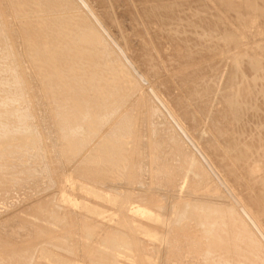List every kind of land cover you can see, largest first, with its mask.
Returning <instances> with one entry per match:
<instances>
[{
	"label": "rangeland",
	"instance_id": "obj_1",
	"mask_svg": "<svg viewBox=\"0 0 264 264\" xmlns=\"http://www.w3.org/2000/svg\"><path fill=\"white\" fill-rule=\"evenodd\" d=\"M2 1L0 264H247L249 257L243 256L244 235L239 233L238 225L232 227L234 222L228 221L231 217L228 211L238 207L237 219L242 214L247 217L252 232L254 226L257 227L255 220L264 218V208L260 207H264V71H261L264 70V0H144L146 9L141 5L143 0H91L90 6L96 5L93 7L100 18L103 13L102 21L106 16V22H103L110 31L113 30L120 45L125 44L122 48L126 56L135 67L139 66L134 69L146 78L140 75L141 82L134 79L106 43L83 49L76 46L71 53L64 40L44 43L45 38L42 43L38 35L44 37L48 29L38 27L35 34L39 40L31 42L26 36L35 27L31 18L36 15L39 19L49 18L57 13L50 9L48 16L47 9L40 8L23 13V16L22 12L17 13L12 8L9 0H4L6 5ZM153 9H163V13H155ZM59 10L61 14H69ZM74 14L82 13L76 10ZM22 18H28L30 23ZM143 18H148L149 22ZM37 21L33 20V23ZM44 48L54 52L45 55L41 51ZM97 56L101 58L98 60ZM142 56L146 59H141ZM200 71L203 73L199 74ZM191 72L194 75L189 76ZM179 74L184 78L178 77ZM187 78H194V82L189 79L192 83L198 82L190 84ZM180 79H183V85L178 81ZM186 85L192 90L189 91ZM191 86L199 92L195 94ZM149 87L155 90L151 91ZM187 91L192 98L187 96ZM98 95L107 101L102 103L103 99ZM226 98L231 107L226 104ZM228 136L234 138L228 140ZM241 147L244 152L240 151ZM247 147H251L250 150ZM223 156H227V160ZM224 166L232 167L233 171L226 168L222 171ZM259 170H263L261 174ZM226 179L229 182L224 181ZM249 186L252 189L247 188ZM231 192H235L234 195ZM136 207L141 212H133ZM238 235L242 239H237ZM237 242L240 248L231 245ZM249 243L253 256L260 260L253 262L264 264L262 247H257L253 241Z\"/></svg>",
	"mask_w": 264,
	"mask_h": 264
},
{
	"label": "bare ground",
	"instance_id": "obj_2",
	"mask_svg": "<svg viewBox=\"0 0 264 264\" xmlns=\"http://www.w3.org/2000/svg\"><path fill=\"white\" fill-rule=\"evenodd\" d=\"M4 1V0H3ZM2 1V2H3ZM7 1V0H6ZM10 1V3L13 5L12 6V8L14 7L15 8V10H16V12L17 13H20V12H22V15H23V13H26V12H31V11H33V10H40V8L41 9H44V8H46L47 9V11L48 10H50V9H54L53 11H55V12H52V13H60V15L58 14V16H56V15H54V17L52 16L53 14H51V11H50V13H49V11L47 12V13H49V14H47V13H45L44 15H50L51 17H46V18H42V19H39L40 18V16L37 18V15H36V18H33L32 16L34 15H32L31 17V19H33V20H35V21H37L36 19H39L36 23H33V20H32V23L31 24H33L35 27L34 28H32V29H30L28 32H29V34H26V36H28L29 37V39H30V41L31 42H35V41H37V40H39L38 38L40 37V38H42V43H43V40H45V38H46V40H45V42L44 43H46V42H49V40H54L55 42L56 41H61V40H64L63 42H64V45L66 46V47H69V52H71L72 53V49L73 48H76V46H80V48L81 49H83V48H89V46H100V45H102L103 43H106V44H108V46L112 49V51L115 53V54H117L118 56H119V58L121 59V61H122V64H123V66H125L128 70H129V73L134 77V79H136V80H138V82H141V80H142V78H141V76L140 75H138L139 73L137 72L138 70H135L136 68L138 69V67H135V64H133L134 62H132L131 60H130V58L128 57V55L126 56V53L124 52L125 50L123 49L124 47L123 46H125V42H123V46H121L120 45V43H119V40L114 36V34L112 33L113 32V30L112 31H110L111 29H108V27L104 24V22H106L105 21V19H107L106 18V16H105V19L102 21V15H103V13H102V15H100L101 16V18L99 17V15H98V13H97V11H96V9L93 7V6H96V5H92V6H90V1L91 0H89L88 2H87V0H9ZM136 1V0H135ZM139 1V0H138ZM142 1V0H141ZM140 1V2H141ZM153 1V0H152ZM165 1V0H164ZM192 1H194V0H192ZM209 1V0H208ZM252 1H255V0H252ZM251 1V2H252ZM1 2V3H2ZM8 2V1H7ZM6 2V3H7ZM91 2H94V0H92ZM99 2V1H98ZM143 2H144V0L142 1V3H141V5H143ZM147 2V1H146ZM149 2H151V1H149ZM149 2H147V3H149ZM156 1H154V3H155ZM162 2V1H161ZM182 2V1H181ZM225 2V1H224ZM229 1H227L226 3H228ZM235 2V1H234ZM250 2V3H251ZM4 4H5V1L3 2ZM97 3V2H96ZM102 3V2H101ZM193 3V2H192ZM226 3H224V6H225V4ZM254 3V2H253ZM252 3V4H253ZM92 4V3H91ZM94 4V3H93ZM100 4V3H99ZM99 4H97V5H99ZM136 4V3H135ZM153 4V3H152ZM157 4H159V3H157ZM162 4V3H161ZM160 4V5H161ZM176 4V3H175ZM184 4V3H183ZM182 4V5H183ZM191 4V3H190ZM197 4V3H196ZM2 5V4H1ZM6 5V4H5ZM132 5V4H131ZM136 5H138V4H136ZM146 5V4H145ZM145 5H143L144 7H145ZM187 5H189V4H187ZM206 5V4H205ZM234 5V4H233ZM7 6H9V5H7ZM140 6V5H139ZM149 6V5H148ZM157 6V5H156ZM168 6V5H167ZM172 6V5H171ZM190 6V5H189ZM227 6V8H228V5H226ZM5 7V6H4ZM95 9H93V8ZM143 7V8H144ZM159 7V6H158ZM169 7V6H168ZM176 7H177V5H176ZM176 7H174V8H176ZM192 7V6H191ZM206 7V6H205ZM209 7H210V5H209ZM241 7V6H240ZM263 7V6H262ZM0 8H1V6H0ZM3 8V7H2ZM147 8V6L145 7V9ZM198 8V7H197ZM204 8V7H203ZM202 7H201V9H203ZM208 8V7H207ZM242 8V7H241ZM6 9V8H5ZM9 9H11V8H9ZM8 9V10H9ZM59 9H61V10H63V11H66V12H68L69 14H66V15H64V13L62 12V14H61V11L59 10ZM132 9H133V7H132ZM139 9V8H138ZM141 9V8H140ZM152 9V8H151ZM155 9H157V8H155ZM169 9H171V8H169ZM186 9V8H185ZM192 9V8H191ZM195 9H196V7H195ZM240 9V8H239ZM264 8H262V10H263ZM12 10V9H11ZM10 10V11H11ZM14 10V9H13ZM14 10V11H15ZM60 11V12H58V11ZM80 11L82 14H74V11ZM106 10V9H105ZM160 10V9H159ZM164 10H166V8L164 9ZM173 10V9H172ZM241 10V9H240ZM14 11H12L13 12V14L15 13ZM57 11V12H56ZM96 11V12H95ZM98 11H101V10H98ZM139 11V10H138ZM141 11H142V9H141ZM149 11H150V9H149ZM153 11H154V9H153ZM152 11V12H153ZM158 11V10H157ZM157 11H154L155 13L157 12ZM161 11V10H160ZM160 11H158L157 13L158 14H161V13H163L162 11H163V9H162V11L160 12ZM177 11H179V9L177 10ZM176 11V12H177ZM184 11V10H183ZM193 11H196V10H193ZM205 11V10H204ZM212 11V10H211ZM211 11H210V13H211ZM232 11H233V9H232ZM246 11V10H245ZM35 12V11H34ZM45 12V11H44ZM106 12V11H105ZM151 12V11H150ZM153 12V13H154ZM165 12V11H164ZM167 12V11H166ZM175 12V11H174ZM197 12V11H196ZM200 12H201V10H200ZM207 12H209V10L207 11ZM235 12H236V10H235ZM243 12H244V10H243ZM4 13V12H3ZM36 13V12H35ZM38 13H39V11H38ZM42 13H43V11H42ZM138 13V12H137ZM143 13V12H142ZM145 13V12H144ZM149 12H147L146 13V16H148L147 14H148ZM153 13H151V17H153ZM170 13H173V12H170ZM186 13H187V11H186ZM189 13H192V12H189ZM195 13V12H194ZM202 13V12H201ZM213 13H215V11L213 12ZM234 13V12H233ZM5 14V13H4ZM40 14H41V12H40ZM101 14V13H100ZM168 14V13H167ZM176 14V13H175ZM175 14H174V16H175ZM196 14V13H195ZM194 14V15H195ZM228 13L226 12V15H227ZM262 14H264V13H262ZM19 15V14H18ZM26 15V14H25ZM39 15V14H38ZM42 15V14H41ZM46 15V16H47ZM144 15V14H143ZM156 15V14H155ZM163 15V14H162ZM164 15H165V13H164ZM169 15V14H168ZM179 15V14H178ZM177 15V16H178ZM180 15H182V14H180ZM187 15V14H186ZM194 15H193V17H194ZM206 15V14H205ZM225 15V16H226ZM240 15V14H239ZM243 15V14H242ZM11 16V15H10ZM15 16V15H14ZM16 16H17V14H16ZM21 16V15H20ZM19 16V17H20ZM24 16V15H23ZM22 16V17H23ZM76 16H79V19L78 18H76ZM104 16V15H103ZM109 16V15H108ZM141 16H142V14H141ZM171 18H172V15H169ZM168 16V17H169ZM192 16V15H191ZM197 16H198V14H197ZM236 16V15H235ZM6 17V16H5ZM30 17V16H29ZM136 17V16H135ZM138 17V16H137ZM167 17V16H166ZM166 17H164L162 20H164ZM184 17V16H183ZM187 17V16H186ZM192 17V18H193ZM215 17V16H214ZM213 17V18H214ZM217 17V16H216ZM237 17H238V15H237ZM247 17V16H246ZM261 17V16H260ZM7 18V17H6ZM9 18H11V17H9ZM25 18H26V16H25ZM157 17H155L154 19H156ZM160 18V17H159ZM170 18V19H171ZM177 19H178V17H176ZM181 18V17H180ZM203 18V17H202ZM205 18V17H204ZM208 17H206V19H207ZM212 18V17H211ZM239 18V17H238ZM241 18V17H240ZM245 18V17H244ZM0 19H1V17H0ZM17 19V18H16ZM19 19V18H18ZM148 18H143V20H147ZM150 19V18H149ZM154 19H152V20H154ZM191 19V18H190ZM189 19V20H190ZM210 19V18H209ZM208 19V20H209ZM223 19V18H222ZM237 19V18H236ZM242 19V18H241ZM240 19V20H241ZM21 20H27V21H24V22H29L28 21V18L27 19H21ZM21 20H20V22H21ZM151 20V21H152ZM156 20H158V19H156ZM155 20V21H156ZM159 20H161V18L159 19ZM188 20V19H187ZM187 20H185V21H187ZM196 20H198V19H196ZM14 21H15V18H14ZM31 21V20H30ZM150 21V22H151ZM179 21H181V20H179ZM184 21V22H185ZM191 21V20H190ZM189 21V22H190ZM193 21V20H192ZM202 21V20H201ZM221 21V20H220ZM0 22H1V20H0ZM24 22H22V23H24ZM107 22H108V20H107ZM146 22H149L148 20L146 21ZM146 22H144L145 24H146ZM157 22V21H156ZM155 22V23H156ZM168 22V21H167ZM170 22V21H169ZM175 22V21H174ZM216 22V21H215ZM219 22V21H218ZM30 23V22H29ZM28 23V24H29ZM173 23V22H172ZM182 23V22H181ZM186 23V22H185ZM191 23V22H190ZM193 23V22H192ZM204 23H206L205 21H204ZM232 23V22H231ZM238 23V22H237ZM240 23V22H239ZM18 24V23H17ZM168 24V23H167ZM177 24H179V22L177 23ZM187 24H188V21H187ZM186 24V25H187ZM222 23H220V25H221ZM245 24V23H244ZM6 25V24H5ZM10 25H11V23H10ZM25 25V24H24ZM110 26H111V24H109ZM134 25V24H133ZM160 25V24H159ZM171 25V24H170ZM169 25V26H170ZM185 25V24H184ZM185 25V26H186ZM195 25V24H194ZM207 25H208V23H207ZM219 25V26H220ZM225 25V24H224ZM3 26V25H2ZM2 26H0V28L2 27ZM12 26V25H11ZM15 26V25H14ZM21 26V25H20ZM29 26V25H28ZM136 26V25H135ZM151 26V25H150ZM173 26V25H172ZM171 26V28H174V27H172ZM192 26V25H191ZM216 26V25H215ZM246 26V25H245ZM245 26H243V27H245ZM249 26V25H248ZM7 27V26H6ZM6 27H4V28H6ZM27 27V26H26ZM30 28H31V26H29ZM33 27V26H32ZM36 27H38L39 29H41V28H47L48 29V33L44 36V37H42L41 35H38V38H37V36H36V34H35V28ZM112 27V26H111ZM148 27V26H147ZM199 27V26H198ZM209 27V26H208ZM227 27V26H226ZM8 28V27H7ZM6 28V29H7ZM28 28V27H27ZM146 28V27H145ZM153 28V27H152ZM168 28V27H167ZM170 28V29H171ZM178 28H180V26L178 27ZM186 28V27H185ZM192 28V27H191ZM190 28V29H191ZM242 28V27H241ZM250 28V27H249ZM248 28V29H249ZM194 29H195V26H194ZM198 29H200V28H198ZM202 29V28H201ZM208 29V28H207ZM214 29V28H213ZM216 29V28H215ZM214 29V30H215ZM220 29V28H219ZM225 29V28H224ZM229 29V28H228ZM237 29V28H236ZM246 29V28H245ZM245 29H244V31H245ZM5 30V29H4ZM3 30V31H4ZM27 30V29H26ZM147 30V29H146ZM179 30V29H178ZM187 30H188V27H187ZM217 30V29H216ZM233 30H235V29H233ZM239 30V29H238ZM153 31V30H152ZM175 31V30H174ZM190 31H192V30H190ZM201 31V30H200ZM199 31V32H200ZM212 31V30H211ZM219 31V30H218ZM231 31V30H230ZM229 31V32H230ZM246 31H247V29H246ZM27 32V31H26ZM27 32V33H28ZM166 32H168V31H166ZM165 32V33H166ZM181 32V31H180ZM193 32V31H192ZM208 32H209V30H208ZM224 32V31H223ZM5 33V32H4ZM152 33V32H151ZM155 33V32H154ZM157 33V32H156ZM172 33V32H171ZM177 33V32H176ZM182 33V32H181ZM202 33V32H201ZM216 33V32H215ZM225 33V32H224ZM227 33V32H226ZM233 33V32H232ZM240 33V32H239ZM246 33V32H245ZM252 33V32H251ZM175 34V33H174ZM206 33L204 32V34H203V36L205 35ZM209 34V33H208ZM214 34V33H213ZM166 35V34H165ZM178 35L180 36V34L178 33ZM210 35H211V33H210ZM220 35V34H219ZM223 35V34H222ZM221 35V36H222ZM227 35V34H226ZM246 35V34H245ZM2 36H3V34H2V31L0 32V39L2 38ZM154 36V35H153ZM156 36V35H155ZM169 36H170V33H169ZM188 36V35H187ZM191 36V35H190ZM195 36H196V34H195ZM197 36H200V35H197ZM203 36H201L200 37V40H202L201 38L203 37ZM209 36V35H208ZM207 36V37H208ZM233 36V35H232ZM248 36V35H247ZM250 36H252V35H250ZM211 37V36H210ZM214 37V36H213ZM217 37V36H216ZM219 37V36H218ZM153 38V37H152ZM176 38V37H175ZM185 38V37H184ZM190 38V37H189ZM205 38V37H204ZM221 38V37H220ZM233 38V37H232ZM236 38V37H235ZM144 39V38H143ZM156 40H158L157 38H155ZM180 39V38H179ZM182 39V38H181ZM192 39V38H191ZM194 39V38H193ZM192 39V40H193ZM206 39V38H205ZM215 39H217V38H215ZM260 40H261V38H259ZM199 40V39H198ZM207 40V39H206ZM209 40V39H208ZM213 40V39H212ZM147 41V40H146ZM179 41V40H178ZM183 43H184V41L183 40H181ZM188 41V40H187ZM228 41V40H227ZM229 41H230V39H229ZM253 41V40H252ZM143 42V41H142ZM175 42H176V40H175ZM181 42V43H182ZM209 42V41H208ZM249 42V41H248ZM257 42V41H256ZM145 43V42H144ZM185 43H187V42H185ZM188 43H190V40H189V42ZM198 43V42H197ZM211 43H213V42H211ZM210 43V44H211ZM41 44V43H40ZM40 44H39V46H40ZM178 44V43H177ZM191 44V43H190ZM202 44V43H201ZM200 44V45H201ZM205 44V43H204ZM254 44V43H253ZM258 44V43H257ZM184 45V44H183ZM195 45V44H194ZM199 45V43L196 45V46H198ZM209 45V44H208ZM144 46V45H143ZM146 46V45H145ZM144 46V47H145ZM178 46H179V44H178ZM214 46V45H213ZM253 46V45H252ZM251 46V48H253ZM123 47V48H122ZM126 47V46H125ZM158 47V46H157ZM202 47V46H201ZM258 47H259V45H258ZM261 47V46H260ZM264 47V46H263ZM131 48V47H130ZM189 48V47H188ZM192 48H194V47H192ZM255 48H257V47H254V49ZM78 49V48H77ZM77 49H74L75 50V52H76V50ZM81 49H79V51H81ZM145 49V48H144ZM186 49V48H185ZM184 49V50H185ZM190 49V48H189ZM196 49V48H195ZM246 49V48H245ZM264 49V48H263ZM202 50V49H201ZM204 50V49H203ZM210 50V49H209ZM258 50V49H257ZM260 50V49H259ZM258 50V51H259ZM39 51V50H38ZM41 51L45 54V55H51L54 51L52 50V49H46V48H44V49H41ZM131 52H132V50H130ZM143 51V50H142ZM189 51H191V50H189ZM251 51H252V49H251ZM40 52V51H39ZM39 52H38V54H39ZM41 52V53H42ZM149 52V51H148ZM147 52V53H148ZM195 52V51H194ZM247 52V51H246ZM245 52V53H246ZM42 53V54H43ZM77 53H79L78 51H77ZM145 52H143V54H144ZM260 53V52H259ZM146 54V53H145ZM237 54V53H236ZM250 54V53H249ZM253 54V53H252ZM264 54V53H263ZM75 55V54H74ZM133 55V54H132ZM197 55V54H196ZM244 55V54H243ZM42 56H44V55H41V57ZM238 56V55H237ZM143 57V56H142ZM145 57H148V55L147 56H145ZM145 57H143V58H141V59H144ZM152 57V56H151ZM150 57V58H151ZM195 57V56H194ZM198 57V56H197ZM245 57V56H244ZM101 58V56H97V59L99 60ZM250 58V57H249ZM249 58H248V60H249ZM255 58V57H254ZM146 59V58H145ZM152 59V58H151ZM192 59V58H191ZM236 59H237V57H236ZM239 59V58H238ZM246 59H247V56H246ZM251 59V58H250ZM255 60V59H254ZM143 61V60H142ZM145 61V60H144ZM148 61V60H147ZM147 61H146V63H147ZM197 61V60H196ZM199 62V61H198ZM234 62V61H233ZM237 62H239V60H237ZM243 62V61H242ZM248 62V61H247ZM131 63V64H130ZM144 63V62H143ZM145 63V64H146ZM148 63H149V61H148ZM253 63H255L256 64V61L254 62L253 61ZM137 64V63H136ZM150 64V63H149ZM190 64V63H189ZM192 64V63H191ZM238 64V63H237ZM241 64V63H240ZM252 64V63H251ZM251 64H249L250 65V67L252 66ZM254 64V65H255ZM260 64V63H259ZM258 64V65H259ZM99 65V62L96 64V66H98ZM133 65V66H132ZM138 65V64H137ZM136 65V66H137ZM156 65V64H155ZM184 65V64H183ZM182 65V66H183ZM239 65V64H238ZM261 65V64H260ZM147 67H148V65H146ZM157 66V65H156ZM155 66V67H156ZM175 66V65H174ZM211 66H212V64H211ZM242 66V65H241ZM244 66H246V65H244ZM150 67V66H149ZM177 67V66H176ZM181 67V66H180ZM186 67V66H185ZM199 67V66H198ZM202 67V66H201ZM200 67V68H201ZM204 67V66H203ZM207 67V66H206ZM234 67V66H233ZM254 67V66H253ZM256 67V66H255ZM135 68V69H134ZM182 68V67H181ZM183 68H184V66H183ZM182 68V69H183ZM192 68V67H191ZM197 68V67H196ZM235 68V67H234ZM236 68H238L237 66H236ZM249 68V67H248ZM252 68V67H251ZM177 69V68H176ZM178 69H179V67H178ZM177 69V70H178ZM206 69V68H205ZM214 68H212V70H213ZM219 69V68H218ZM257 69H259V67L257 68ZM261 69V68H260ZM149 70H152L151 68L149 69ZM154 70H155V68H154ZM159 70V69H158ZM191 70V69H190ZM189 70V71H190ZM192 70H194V69H192ZM207 70H208V68H207ZM216 70H217V67H216ZM236 70V69H235ZM243 70V69H242ZM246 70V69H245ZM251 70V69H250ZM153 71V70H152ZM151 71V72H152ZM182 71V70H181ZM197 71H199V70H197ZM210 71V70H209ZM233 71H234V69H233ZM258 71V70H257ZM261 71H262V73H263V71L264 70H262L261 69ZM155 72V71H154ZM160 72V71H159ZM180 72V71H179ZM194 72H195V70H194ZM202 71H200L199 72V74L201 73ZM208 72V71H207ZM239 72H241V71H239ZM259 72V71H258ZM149 73V72H148ZM173 73V72H172ZM192 73L193 72H191V74L189 75V76H191L192 75ZM198 73V72H197ZM203 73V72H202ZM209 73V72H208ZM235 73V72H234ZM249 73V72H248ZM247 73V74H248ZM152 74V73H151ZM177 74V73H176ZM236 74H238V71H237V73ZM241 74H242V72H241ZM155 75V74H154ZM154 75H151V77L152 76H154ZM173 75H175V74H173ZM187 74H184V76H186ZM193 75H194V73H193ZM243 75H244V73H243ZM261 75V74H260ZM176 76V75H175ZM181 76H183V74L181 75ZM180 76V74L178 75V77H181ZM195 76H196V74H195ZM195 76H194V78H195ZM203 76H204V74H203ZM218 76V75H217ZM232 76V75H231ZM238 76V75H237ZM143 77V76H142ZM193 77V76H192ZM201 77V76H200ZM200 77H198L199 79H200ZM218 77H220V76H218ZM229 77V76H228ZM235 77V76H234ZM144 78V77H143ZM181 78H184V77H181ZM186 78V77H185ZM190 79V81L192 80H195V79ZM203 78H206V77H203ZM209 78V77H208ZM211 78V77H210ZM213 78V77H212ZM211 78V79H212ZM232 78V77H231ZM243 78V77H242ZM263 78V77H262ZM144 79H146V78H144ZM188 79V78H187ZM189 79H188V81H189ZM197 79V78H196ZM235 79V78H234ZM183 79H180V80H178V81H181L182 82V85H183V81H182ZM240 80V79H239ZM242 80V79H241ZM150 81V80H149ZM173 81V83H174V80H172ZM188 81H186V83H187V85H188ZM189 81V82H190ZM201 81V80H200ZM210 81V80H209ZM214 81V80H213ZM230 81V80H229ZM235 81V80H234ZM145 82V81H144ZM147 82V81H146ZM194 82V81H193ZM197 82H198V80H197ZM197 82H195L196 84H197ZM211 82V81H210ZM238 82V81H237ZM150 83V85H152L151 83H152V81H150L149 82ZM195 83H192V82H190V84H195ZM239 83V82H238ZM146 85H148L147 83H145ZM175 84H176V82H175ZM177 84H180V83H177ZM190 84L188 85V86H190ZM145 85V88L147 87ZM149 85V86H150ZM182 85H180L182 88H185V87H183ZM184 85H185V80H184ZM186 85V86H187ZM198 85H199V83H198ZM252 85V84H251ZM186 87V88H188V90H189V87ZM194 86V85H193ZM195 86H197V85H195ZM205 86V85H204ZM214 86V85H213ZM239 86V85H238ZM262 86V85H261ZM153 87V86H152ZM192 87V86H191ZM264 87V86H263ZM141 88H142V86H141ZM148 88V87H147ZM178 88V87H177ZM193 89H194V87H192ZM196 88V87H195ZM211 88H214V87H211ZM240 88V87H239ZM149 89H151L150 87H149ZM181 89V88H180ZM210 89V88H209ZM216 89V88H215ZM254 89V88H253ZM154 90H155V88H154ZM153 89H151V91H154ZM179 90V89H178ZM185 90H187V89H185ZM184 90V91H185ZM192 90V89H191ZM191 90H189V91H191ZM195 90V89H194ZM241 90H242V88H241ZM140 91V90H139ZM145 91H147V93H149V90L147 89H145ZM189 91H187L188 92V94H187V96L189 95V94H191V93H189ZM196 92H195V94L197 93V92H199L197 89L195 90ZM205 91V90H204ZM203 91V92H204ZM211 91V90H210ZM215 91V90H214ZM213 91V92H214ZM217 91H218V88H217ZM255 91V90H254ZM259 91V90H258ZM183 92V91H182ZM193 92V91H192ZM216 92V91H215ZM252 92H253V90H252ZM116 93H118V90L116 91ZM152 93H154V92H152ZM201 93H202V91H201ZM241 93V92H240ZM256 93V92H255ZM264 93V92H263ZM150 94V93H149ZM194 95V94H193ZM206 95V94H205ZM212 96H213V94H211ZM260 95V94H259ZM226 96V95H225ZM228 96V95H227ZM257 96V95H256ZM98 97L100 98V99H103V97L102 96H99L98 95ZM153 97V96H152ZM188 97H190V96H188ZM193 97V96H192ZM192 97H190V98H192ZM203 97V96H202ZM201 97V98H202ZM216 97V95L214 96V98ZM230 97V99L229 100H231V96H229ZM229 97H227V98H229ZM234 97V96H233ZM253 97V96H252ZM154 98V97H153ZM157 98V97H156ZM198 98V97H197ZM226 98V99H227ZM255 98V97H254ZM254 98H253V100H254ZM194 99H195V97H194ZM213 99V98H212ZM234 99V98H233ZM247 99V98H246ZM249 99L250 98H248V101H247V103L249 102ZM203 100V99H202ZM228 99L226 100V104L228 103V101H229ZM237 100V99H236ZM251 100V99H250ZM107 101V99H103L102 100V103L104 102H106ZM156 101V100H155ZM197 101V100H196ZM208 101V100H207ZM233 101V100H232ZM231 101V102H232ZM235 101V100H234ZM233 101V102H234ZM257 101V100H256ZM230 102V101H229ZM109 103V102H108ZM199 103H200V101H199ZM207 103V102H206ZM213 103V102H212ZM252 103H253V101H252ZM251 103V105H253ZM259 103V102H258ZM262 103V102H261ZM110 104V103H109ZM193 104H195V103H193ZM197 104V103H196ZM204 104V103H203ZM249 104H250V102H249ZM205 105H207V104H205ZM228 106H230L231 107V103H230V105L229 104H227ZM232 105H235V104H232ZM237 106L236 107H239V105L238 104H236ZM255 105V104H254ZM253 105V106H254ZM104 106V105H103ZM102 106V107H103ZM117 106V105H116ZM164 106V105H163ZM262 106V105H261ZM263 106H264V104H263ZM101 107V108H102ZM110 107H111V105H110ZM161 107V106H160ZM199 107V106H198ZM203 107H204V105H203ZM235 107V106H234ZM255 107V106H254ZM259 107V106H258ZM106 108V107H105ZM112 108V107H111ZM118 108V107H117ZM200 108H202V107H200ZM250 108V107H249ZM232 109V108H231ZM238 109V108H237ZM258 109V108H257ZM259 109H260V107H259ZM108 110H110V109H108ZM112 110V109H111ZM198 110V109H197ZM206 110V109H205ZM205 110L203 111L204 112V115H206L205 114ZM250 110H251V108H250ZM264 110V109H263ZM248 111V110H247ZM258 111V110H257ZM256 111V112H257ZM260 111V110H259ZM262 111V110H261ZM201 112V111H200ZM235 112V111H234ZM238 112V111H237ZM236 112V113H237ZM240 112H242V111H240ZM210 113V112H209ZM251 113V112H250ZM262 113V112H261ZM212 114V113H211ZM242 114V113H241ZM118 115V114H117ZM233 115V114H232ZM240 115V114H239ZM245 115H247V114H245ZM244 115V116H245ZM249 115V114H248ZM234 117L235 116H237V115H233ZM241 116V115H240ZM243 116V117H244ZM256 116V115H255ZM264 116V115H263ZM111 118L113 117V116H110ZM203 117V116H202ZM252 117V116H251ZM237 118V117H236ZM244 119V118H243ZM246 119V118H245ZM234 120H235V118H234ZM256 120H258V119H256ZM214 121V120H213ZM250 121V120H249ZM259 121V120H258ZM202 122H203V120H202ZM221 122V121H220ZM204 123V122H203ZM248 123V122H247ZM257 123V122H256ZM112 124V123H111ZM217 124V123H216ZM261 124V123H260ZM116 125V124H115ZM214 125V124H213ZM242 125V124H241ZM248 125V124H247ZM246 125V126H247ZM259 125V124H258ZM262 125V124H261ZM237 126V125H236ZM240 126V124L238 125V127ZM243 126V125H242ZM241 126V127H242ZM260 126V125H259ZM258 126V127H259ZM264 126V125H263ZM116 127V126H115ZM208 127V126H207ZM212 127H214V126H212ZM217 127V126H216ZM224 127V126H223ZM222 127V128H223ZM261 127V126H260ZM109 128V127H108ZM209 128V127H208ZM215 128V127H214ZM243 128V127H242ZM247 128V127H246ZM250 128V127H249ZM249 128H247V129H249ZM256 128V127H255ZM206 129V128H205ZM260 129V128H259ZM106 130V129H105ZM204 130V129H203ZM217 130H218V128H217ZM238 130V129H237ZM241 130V129H240ZM239 130V131H240ZM263 130V129H262ZM108 131H112V130H108ZM200 131V130H199ZM215 131V130H214ZM256 131V130H255ZM103 132V131H102ZM203 132V131H202ZM221 132V131H220ZM231 132H232V130H231ZM234 132V131H233ZM241 132V131H240ZM244 132V131H243ZM243 132H241V133H243ZM252 132H254V131H252ZM102 134V133H101ZM232 134V133H231ZM234 134V133H233ZM236 134H237V132H236ZM240 134V133H239ZM244 134H245V132H244ZM255 134V133H254ZM259 134V133H258ZM263 134H264V132H263ZM242 135V134H241ZM209 136V135H208ZM230 136V135H229ZM228 136V140H229V138H234V136H231V137H229ZM243 136V135H242ZM254 136V135H253ZM240 137V136H239ZM199 138V137H198ZM237 138V137H236ZM248 138H250L251 139V137H248ZM258 138V137H257ZM199 140V139H198ZM241 140V139H240ZM240 140L238 141V142H240ZM254 140V139H253ZM252 140V141H253ZM264 140V139H263ZM235 141V140H234ZM233 141V142H234ZM192 142H194V141H192ZM204 142H205V140H204ZM233 142H230V143H232L233 144ZM244 142V141H243ZM261 142H262V140H261ZM260 142V143H261ZM203 143V142H202ZM202 143H200L201 145H202ZM209 143H212V142H209ZM224 143H227L226 141L224 142ZM246 143V142H245ZM219 144H220V142H219ZM235 144H237L236 142H235ZM241 144V143H240ZM258 144V143H257ZM99 145V144H98ZM195 145H196V143H195ZM210 144H208L207 146H209ZM227 145V144H226ZM229 145V144H228ZM244 146V144H241L240 146ZM250 145H251V143H250ZM190 146V145H189ZM204 146H206L205 145V143H204ZM213 146V145H212ZM217 146H218V144H217ZM238 146V148H239V145H237ZM246 146V145H245ZM264 146V145H263ZM197 147H198V145H197ZM221 147V146H220ZM224 147H226V146H224ZM233 147V146H232ZM236 147V146H235ZM258 147V146H257ZM195 148V147H194ZM202 148V147H201ZM205 148V147H204ZM209 148H212L213 149V147H209ZM216 148V147H215ZM230 148H231V144H230ZM248 148V147H247ZM250 148L251 147H249L248 149L250 150ZM259 148V147H258ZM197 149V148H196ZM208 149V148H207ZM218 149V148H217ZM220 149V148H219ZM225 149H227V147L225 148ZM236 149V148H235ZM241 149H242V147L240 148V151H241ZM248 149H246L247 151H248ZM259 149H261V147L259 148ZM198 150V149H197ZM204 150V149H203ZM230 150H232L233 151V148L232 149H230ZM243 150V149H242ZM253 150H254V148H253ZM199 151V150H198ZM209 151H211V150H209ZM215 152H216V150H214ZM223 151V150H222ZM225 151H227V150H225ZM236 151V150H235ZM237 151H238V149H237ZM240 151H238L239 152V154L241 153ZM258 151H260V150H258ZM257 151V152H258ZM205 152H206V150H205ZM212 152V151H211ZM243 152H244V150H243ZM251 152V151H250ZM261 152V151H260ZM262 152H264V150L262 151ZM213 153V152H212ZM225 153V152H224ZM224 153H222L223 155H224ZM232 153V152H231ZM237 153V152H236ZM235 153V154H236ZM217 154H218V152H217ZM216 154V155H217ZM226 154V153H225ZM238 154V155H239ZM248 154V153H247ZM252 154H254V153H252ZM256 154V153H255ZM212 155V154H211ZM213 155H215V153L213 154ZM219 155H220V152H219ZM229 155V154H228ZM261 155H263V154H261ZM236 156H237V154H236ZM241 156V155H240ZM251 156V155H250ZM205 158H207V156H204ZM215 157V156H214ZM218 157V156H217ZM224 157H226V160H227V156H223L222 158H224ZM234 157V156H233ZM246 157V156H245ZM252 157H254V156H252ZM263 157H264V155H263ZM222 158H220V159H222ZM247 158H250L249 156L247 157ZM247 158L245 159V160H247ZM209 159H210V162H212L211 161V158L209 157ZM209 159H207L206 161H209ZM218 159V158H217ZM229 159V158H228ZM242 159H244V157L242 158ZM262 159V158H261ZM202 160V159H201ZM232 160V159H231ZM235 159H233L232 161H234ZM236 160H237V158H236ZM238 160H239V158H238ZM237 160V161H238ZM259 160V159H258ZM257 160V161H258ZM264 160V159H263ZM262 160V161H263ZM222 161V160H221ZM202 162H203V160H202ZM223 162H224V159H223ZM239 162V161H238ZM245 162V161H244ZM252 162H253V160H252ZM204 163V162H203ZM230 163V162H229ZM234 163V162H233ZM247 163V162H246ZM260 163H261V161H260ZM213 164V163H212ZM212 164H210V165H212ZM216 165H217V163H215ZM219 164V163H218ZM237 164V163H236ZM241 164H243V163H241ZM263 164V163H262ZM204 165V167H205V164H203ZM221 165H223V164H221ZM226 165H227V163H226ZM225 165V166H226ZM255 165H257V164H255ZM254 165V166H255ZM214 166V165H213ZM212 166V167H213ZM223 167V169H222V171L223 170H228V169H230L231 171H233L232 170V167L230 168V166L227 168V167ZM247 166V165H246ZM264 166V165H263ZM211 167V168H212ZM217 167V166H216ZM219 167V166H218ZM237 167V166H236ZM206 168V167H205ZM209 168V167H208ZM207 168V169H208ZM220 168H222V167H220ZM226 168V169H225ZM239 168V167H238ZM243 168V167H242ZM245 168V167H244ZM247 169V168H246ZM213 170V169H212ZM214 170H215V168H214ZM217 171H220V169H216ZM236 171V170H235ZM238 171V170H237ZM249 171V170H248ZM263 171V170H262ZM262 171H260L259 170V173L261 174L262 173ZM243 172V171H242ZM242 172H241V174H242ZM247 172V171H246ZM213 173V172H212ZM220 173H221V171H220ZM227 173V172H226ZM233 173V172H232ZM238 173V172H237ZM244 173V172H243ZM249 173V172H248ZM247 173V174H248ZM210 174V173H209ZM215 174H216V172H215ZM222 174V173H221ZM235 175H236V172L234 173ZM187 175V174H186ZM220 174L218 173V176H219ZM223 175V174H222ZM225 175V174H224ZM223 175V176H224ZM227 175H228V173H227ZM229 175L231 176V174L229 173ZM233 175V174H232ZM210 176H211V174H210ZM229 176V177H230ZM234 176V175H233ZM241 176V175H240ZM260 176V175H259ZM185 177V176H184ZM212 177V176H211ZM215 176H213V179H214V181L216 180L215 178H214ZM235 177V176H234ZM239 177V176H238ZM237 177V178H238ZM242 178L244 177V176H241ZM248 177H249V175H248ZM250 177H251V174H250ZM227 178H228V176H227ZM240 178V177H239ZM258 178V177H257ZM257 178H255V182L257 181ZM220 179H221V177H220ZM229 179V178H228ZM235 179H236V177H235ZM246 179H247V177H246ZM254 179V178H253ZM251 180V182L253 181L254 182V180ZM260 179V178H259ZM258 179V180H259ZM263 178H261V180H262ZM232 180V179H231ZM242 180V179H241ZM240 180V181H241ZM249 180H250V178H249ZM222 181V183H223V180H221ZM224 181H228L227 179L226 180H224ZM233 181H234V179H233ZM232 181V182H233ZM236 181V180H235ZM239 181V180H238ZM237 181V182H238ZM215 182H217V181H215ZM229 182V181H228ZM243 182V181H242ZM248 182V181H247ZM261 183H262V181H260ZM236 183V182H235ZM239 183V182H238ZM238 183H236V185L238 184ZM244 183V182H243ZM258 183V182H257ZM227 183H225V185H226ZM229 185H231L230 183H228ZM245 184H246V182H245ZM251 184V183H250ZM234 185V184H233ZM241 185H243V184H241ZM180 186V185H179ZM235 186V185H234ZM238 186H240V185H238ZM258 186V185H257ZM226 187L227 188H229L227 185H226ZM241 187V186H240ZM244 187V186H243ZM253 187H254V185H253ZM246 187H244V189H245ZM247 188H250V186L249 187H247ZM256 188V187H255ZM241 188H239V190H240ZM244 189H242V190H244ZM250 189H252V188H250ZM249 189V190H250ZM229 190H231V189H229ZM238 190V191H239ZM255 190V189H254ZM260 190V189H259ZM224 191V190H223ZM232 191V190H231ZM233 191H236V190H233ZM237 192V191H236ZM251 192H252V190H251ZM260 192H261V190H260ZM235 193V192H234ZM234 193H232L231 192V194H233L234 195ZM241 193V192H240ZM240 193H238V196H239V194ZM245 193V192H244ZM258 193V192H257ZM224 194H225V191H224ZM250 194V193H249ZM259 194V193H258ZM237 195V194H236ZM224 196H226V195H224ZM253 196V195H252ZM260 196V195H259ZM258 196V197H259ZM228 197V196H227ZM240 197H241V195H240ZM248 197V196H247ZM262 197V196H261ZM173 198V197H172ZM242 198V197H241ZM263 198H264V196H263ZM225 199H227V198H225ZM250 199H252V198H250ZM253 199H255V198H253ZM262 199V198H261ZM172 200V199H171ZM230 200V199H229ZM236 200H238L237 198H236ZM235 200V201H236ZM245 200V199H244ZM256 200V199H255ZM238 201H240V200H238ZM238 201H237V203H238ZM242 201V200H241ZM172 202V201H171ZM227 202H228V200H227ZM230 202H231V200H230ZM245 202H248V201H245ZM250 202H251V200H250ZM254 202V201H253ZM263 202V201H262ZM233 203V202H232ZM231 203V204H232ZM236 203V202H235ZM258 203H261V201L260 202H258ZM230 204V203H229ZM240 205H241V203H239ZM255 204H256V202H255ZM263 204H264V202H263ZM185 205V204H184ZM252 205V204H251ZM260 205V204H259ZM262 205V204H261ZM183 206V205H182ZM186 206V205H185ZM202 206V205H201ZM228 206H230V205H228ZM232 206V205H231ZM242 206V205H241ZM240 206V207H241ZM250 206V205H249ZM244 207H245V205H244ZM253 207V206H252ZM254 207H258V206H255L254 205ZM261 208H264L263 206H260ZM183 208V207H182ZM230 208V207H229ZM228 208V209H229ZM235 208V207H234ZM241 208H243V207H241ZM247 208V207H246ZM245 208V209H246ZM177 209V208H176ZM179 209V208H178ZM187 209V208H186ZM231 210L230 211H228V213L230 214V216L231 217H229V215L227 216V217H229V219L228 218H226V219H228V221H233L234 222V225H232V227H236V225H238V226H240V227H236L237 229L238 228H240V229H238V230H241V231H239V233L240 232H242V234L244 235V237H243V240H244V242H243V240H242V242L245 244H243L242 242H240V243H242V246L244 245L245 246V251H244V255L243 256H245V255H247L248 257H249V261L247 262V264H255L254 262H253V260H255V261H260V260H258V259H256L254 256H253V252H252V248H251V246H250V243H249V241H253L256 245H257V247H262V256L264 255V222H263V219L262 220H260L259 218H257V220H255L256 221V224H257V227H255L253 224H252V226H254V230H253V232L252 231H250L251 229L250 228H252L251 227V225H250V222H249V220H248V218L247 217H245V216H243V214L241 215V217H239L240 219H237V216H239V215H237V214H239V213H237V209H238V207H237V209L236 210H232L233 208L231 207L230 208ZM244 209V208H243ZM259 209V208H258ZM133 210V209H132ZM135 210V211H134ZM134 210H133V212H141V210H140V208H138V207H136V208H134ZM184 210H185V208H184ZM183 209H182V211H184ZM188 210V209H187ZM263 211H264V209H262ZM261 210V211H262ZM227 211V210H226ZM245 211V210H244ZM253 211H255V210H253ZM260 211V210H259ZM187 212V211H186ZM188 212H190V211H188ZM225 213H227V212H225ZM250 213V211L248 210V214ZM256 213V212H255ZM180 214H182V213H180ZM184 214H185V212H184ZM188 214V213H187ZM247 214V213H246ZM254 215V214H253ZM257 215V214H256ZM203 216V215H202ZM236 216V217H235ZM250 215H248V217H249ZM258 216H259V213H258ZM261 216V215H260ZM264 216V215H263ZM251 217H252V215H251ZM230 218H232L233 220H231ZM261 218V217H260ZM259 219V220H258ZM203 220H204V218H203ZM251 220L253 221V219L251 218ZM226 222V220L224 221V223ZM232 222V223H233ZM198 223V222H197ZM230 222H228V224H229ZM231 223V224H232ZM254 223V222H253ZM200 225L201 224H203V223H199ZM236 224V225H235ZM255 224V223H254ZM225 225H227V224H225ZM230 225V224H229ZM228 226V225H227ZM242 226V227H241ZM246 226V227H245ZM248 226V227H247ZM231 227V226H230ZM231 227V228H232ZM243 227H245V228H243ZM227 228V227H226ZM230 228V229H231ZM235 228V231L237 230ZM253 229V228H252ZM224 230V229H223ZM227 231H228V229H226ZM231 230H233V228L231 229ZM230 230V231H231ZM237 230V231H238ZM236 231V232H237ZM233 232H234V230H233ZM236 232H235V234H236ZM226 233V232H225ZM229 233V232H228ZM232 233V232H231ZM238 233V232H237ZM238 233V234H239ZM230 234V233H229ZM241 234V233H240ZM232 236H233V233H232ZM236 236V235H235ZM239 237L237 238V239H239V238H241L240 237V235H238ZM237 237V236H236ZM234 238V237H233ZM236 239V240H237ZM242 239V238H241ZM240 239V240H241ZM232 240V239H231ZM234 241H236L235 239H233ZM239 240V241H240ZM229 242V241H228ZM227 242V243H228ZM233 242V241H232ZM231 241H230V243H232ZM211 243V242H210ZM230 243H228V244H230ZM227 245V244H226ZM231 245H233V246H239V243L237 242V244H231ZM228 247V246H227ZM230 247V246H229ZM228 247V248H229ZM232 247V246H231ZM241 247V245L239 246V248ZM234 249V248H233ZM224 251V250H223ZM241 251H242V249H241ZM221 252V251H220ZM238 253V252H237ZM195 258V257H194ZM192 259H193V257H192ZM191 259V260H192ZM191 260H190V262H191ZM193 261H194V259H193ZM192 261V262H193ZM196 263V262H195ZM192 264V263H191Z\"/></svg>",
	"mask_w": 264,
	"mask_h": 264
}]
</instances>
